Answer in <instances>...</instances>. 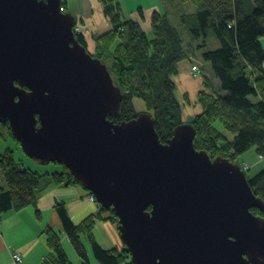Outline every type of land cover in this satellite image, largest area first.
Wrapping results in <instances>:
<instances>
[{"label":"water","instance_id":"95a60500","mask_svg":"<svg viewBox=\"0 0 264 264\" xmlns=\"http://www.w3.org/2000/svg\"><path fill=\"white\" fill-rule=\"evenodd\" d=\"M75 23L62 0H0V124L113 210L133 264H264V217L252 211L264 200L246 170L197 149L190 122L165 143L147 111L111 120L122 90Z\"/></svg>","mask_w":264,"mask_h":264},{"label":"trees","instance_id":"16d2710c","mask_svg":"<svg viewBox=\"0 0 264 264\" xmlns=\"http://www.w3.org/2000/svg\"><path fill=\"white\" fill-rule=\"evenodd\" d=\"M66 1L62 0L65 12ZM101 1L111 18L110 32L92 38L96 46L94 51L88 46L89 37L81 32H76V36L94 57L111 67V75L122 90L120 111L110 117L111 120L122 122L136 118L141 113L134 105V99L138 97L155 119L160 140L168 142L174 128L185 122L184 107L176 96L178 62L192 58L197 42V48L207 49L213 36L220 46L203 51V60L210 64L219 86L213 84L210 76L203 74L197 63L199 73L192 71L203 77L202 88L193 105L198 110L189 121L197 129L195 146L206 150L212 159L221 156L233 163L255 148L264 157V0H179L183 4L196 5L194 13L181 16L182 25L191 38L186 42L166 12L154 10L151 28L146 31L137 20H124L113 0ZM140 12L145 18L142 9ZM79 24V21L75 23L74 30ZM187 100L185 102L188 103ZM185 107L189 108L188 105ZM217 123L225 129L220 130ZM0 125L5 126L7 135L20 146L10 125ZM0 136L4 137L1 133ZM52 164L60 169H43L39 173L16 160L12 147L0 148V171H4L7 184V189H0V211H20L36 205L39 195L49 184L84 188L64 164L52 162L42 165L48 168L46 165ZM249 179L254 193L264 200V169ZM84 190L88 196L91 195ZM98 205L101 211L79 223L69 217L63 204L57 207L63 230L74 250L83 264L91 262L87 242L100 264H133L126 247L105 249L95 239L94 227L98 220H112L117 224L119 221L111 208ZM252 211L264 217V212L259 209ZM45 233L50 253L41 264H75L65 251L59 232L48 228Z\"/></svg>","mask_w":264,"mask_h":264},{"label":"crops","instance_id":"0c3cea01","mask_svg":"<svg viewBox=\"0 0 264 264\" xmlns=\"http://www.w3.org/2000/svg\"><path fill=\"white\" fill-rule=\"evenodd\" d=\"M113 2L116 8L120 9L123 19L131 20L129 19L130 12L126 9L124 0H113ZM66 4L67 11L75 15L77 22L79 21L86 28L90 40L88 46L94 51L96 46L92 38L96 35L108 33L112 29L111 18L106 13L105 4L101 0H67ZM186 5V11L176 15L179 18L180 27L175 24L178 28L183 27L181 21L182 15L185 16V13L192 14L195 12L192 5ZM160 6V8L155 7L152 11L158 10L168 14L170 11L172 13L162 3H160ZM141 9L143 11V7ZM262 41L264 45V38ZM188 62H190L188 65H191L189 72L186 68H183V75L178 76L179 80H176L177 75L175 76L176 85H182L181 92L182 96H184V102L187 98L190 100L192 96L198 98V92L202 88L201 83L203 82V77L192 72V66L196 64L193 58L189 59ZM196 65L200 64L197 63ZM203 65L205 64L203 63ZM203 67L205 66L200 65L201 69ZM209 69L211 70L210 66L203 69L202 72L207 77L210 76L212 78L213 73L208 71ZM198 78H201V80ZM212 82L215 86H219L218 79L215 78ZM185 110L187 109L183 108V113ZM197 110L195 109L193 114H191L190 110L188 114L195 116ZM3 136L5 137V134ZM1 188L3 187L0 186ZM84 189L81 186L73 187L49 184L39 195V200L36 205L32 204L22 208L20 211H0V218L2 219L0 224V264H41L45 256L50 253L47 235L45 233V230L48 228H53L59 232L65 249V240L69 238L63 230L62 219L60 218L57 207L63 204L65 209H67V214L75 223L83 221L89 215H96L102 210L97 202L94 203L89 200ZM94 229L95 239L103 248L126 247L120 238L118 224L115 221L110 220L105 222L98 220ZM15 252L22 254V262L19 263L14 259L13 253Z\"/></svg>","mask_w":264,"mask_h":264},{"label":"rangeland","instance_id":"374dc122","mask_svg":"<svg viewBox=\"0 0 264 264\" xmlns=\"http://www.w3.org/2000/svg\"><path fill=\"white\" fill-rule=\"evenodd\" d=\"M124 2H125L126 9L128 10V12H130L129 19L132 18L134 20H137L139 23H141L143 29L146 31L151 28V24H152L151 17H152V13H153L152 10L155 7L160 8L161 7L160 3H162V5L165 8H169L172 11V13H170V11H169L170 19H171V21H174V23L176 25H178L179 27H180L179 18L176 15L180 14L182 12H185L186 8H187L186 4H189V3L183 4L179 0H124ZM141 7H143V12H144L146 18H144L143 14L140 12ZM192 7L194 8V10H196V5L192 6ZM121 10H122V8H121ZM187 14H191V13H187ZM179 30H180L181 35H182L183 39L185 40V42L191 40L189 32L186 29H184V27L179 28ZM81 33H83L84 35L89 37L88 32H87L85 27L82 29ZM210 41H211V43L209 44V47L207 49L197 48V44H199V42H197V44L194 45L195 51L192 54V58H193L195 63H198L201 66H205V67H203V69L210 66L209 63H205L203 60V53H204L203 51L208 50V49H211V50L218 49V47L220 46V42L217 41L215 37L212 36L210 38ZM189 63L190 62H188V60H183V61H180L178 63V67H177L178 71H177L176 80L178 79V76L180 77L183 75L182 74L183 68H186V70L189 72V70L191 69V65L190 66L188 65ZM203 63L205 65H203ZM107 66L111 69V67L109 65H107ZM208 71H211V70L209 69ZM185 75H186V73H185ZM198 79L201 80V78H198ZM213 79L215 80L214 76L212 77L211 80H213ZM177 85H178V90H177L176 96H178L179 102H181L180 103L181 106L184 107V109H187L183 113L184 114L183 119L185 121L184 123H189V121H191L193 119V116H191L188 113L190 112V110H191V114L194 113V110L196 108L193 105L196 103L197 97L192 96L190 98V100H187L188 103L190 102V104H188L187 102H184V96H182V92H181L182 85L181 84H177ZM134 105H135V109H137V111L142 112V113H144L148 109L145 102L138 97H135ZM187 105L190 107V109L188 107H185ZM185 112H187V113H185ZM216 126L219 127L220 130L225 129L224 126L221 125V123H217ZM0 133L5 134L4 138H2V136H0V148L3 150L8 148V147H12L13 149H15L16 160H18V161L21 160L25 167L32 168L33 170H35L39 173L43 169L44 170L49 169L50 171H52V170H57L59 168L58 166H56L54 164L46 165L48 168H45L44 165L35 161L31 157L27 156L25 154L22 146H17L16 145L17 143H15V141L12 139V137L7 135V132L5 130L4 125H0ZM225 133L228 136L232 137V135L230 133H228L226 130H225ZM237 162L240 164L242 169L246 170L248 178H253L254 176H256V174H258L260 171H262L264 169V157L260 156L257 153L256 148L246 152L242 156H239L237 159ZM41 173H43V172H41ZM0 186H2L4 189H7V184H6L5 179H4V171H2V170L0 171ZM87 197H89L90 201H93L92 197H90V196H87ZM65 241H66L65 242L66 243L65 249H66V251L70 257V260L72 262H74L75 264H83L82 260L78 256L77 252L74 250V248L71 244V241L69 239L68 240L66 239ZM87 248H88L89 255H90V261H91L90 264H100L98 261L95 260L94 255H93V250H91V245L89 242H87Z\"/></svg>","mask_w":264,"mask_h":264},{"label":"built area","instance_id":"2783aa9c","mask_svg":"<svg viewBox=\"0 0 264 264\" xmlns=\"http://www.w3.org/2000/svg\"><path fill=\"white\" fill-rule=\"evenodd\" d=\"M84 28V26L83 25H81V23L76 27V29H75V31L78 33V32H82V29ZM192 70H193V72L194 73H196V74H198L199 73V67H197L196 65L192 68ZM91 194V193H90ZM90 197H92V200L93 201H96V197H94L92 194L91 195H89ZM1 218H0V224H1ZM14 255H13V257H14V259L17 261V262H22L23 261V256H22V254H19L18 252H15V253H13Z\"/></svg>","mask_w":264,"mask_h":264},{"label":"clouds","instance_id":"9594fccd","mask_svg":"<svg viewBox=\"0 0 264 264\" xmlns=\"http://www.w3.org/2000/svg\"><path fill=\"white\" fill-rule=\"evenodd\" d=\"M68 12V11H67ZM82 25V24H81ZM74 32H75V30H74ZM76 33V32H75ZM90 193V192H89Z\"/></svg>","mask_w":264,"mask_h":264}]
</instances>
